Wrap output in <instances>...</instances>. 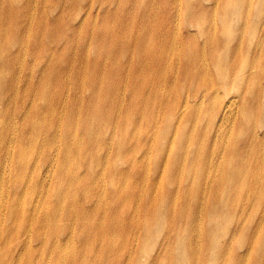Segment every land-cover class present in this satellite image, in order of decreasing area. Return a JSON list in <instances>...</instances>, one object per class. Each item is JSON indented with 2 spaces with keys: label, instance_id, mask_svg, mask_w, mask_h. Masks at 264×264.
Wrapping results in <instances>:
<instances>
[{
  "label": "rangeland",
  "instance_id": "obj_1",
  "mask_svg": "<svg viewBox=\"0 0 264 264\" xmlns=\"http://www.w3.org/2000/svg\"><path fill=\"white\" fill-rule=\"evenodd\" d=\"M133 1L122 6L121 0H94L95 8L88 11L87 0H0V57H11L15 73L11 77L13 81H9V90L4 91L0 87V123L1 128H6L5 151L15 147L14 130L22 125L25 114L29 115L26 124L28 140L34 136V127H38L35 136L38 145L31 156V165L43 164L46 159L57 155L54 148H61L63 120L68 116L82 114L90 122V90L94 96L99 87L92 88V83L97 81L89 77L88 64L95 58L93 50L90 61L89 47L92 42L96 45L102 43L100 37L92 35L93 27L107 25L112 34H119L121 25L110 15L106 19L104 14L134 7ZM172 1L176 4L183 1L185 4L188 0ZM252 2L255 13L264 12V0ZM195 3L198 4L199 0L191 1L192 5ZM174 13L176 22H181V15L177 10ZM131 15L139 21L143 18V11L134 8ZM135 24L130 21L123 27L128 37L135 34ZM7 33L10 38L6 37ZM101 61L104 67L108 66L106 58ZM120 62L123 65L124 57ZM124 90L121 70L115 91ZM114 95L104 100L105 104L109 100L116 104L114 115L110 114L112 121L103 114L100 120L94 122L95 147L87 155L85 151L90 148V143L84 146V161L72 172L78 177L77 192L70 193L66 185L60 198L52 196L54 186L59 185L55 180L43 188L30 177L16 182L11 162L2 158L0 221L10 204L24 205L27 210L33 202H37L40 211L45 201L53 206L52 211H58L63 209L62 204L66 200L74 203L77 212L70 217L54 221L45 214V208L41 212H29V215L39 213L37 218L56 236L67 238L68 232L75 233L73 239L61 244L68 251L74 247L77 261L73 264H264V159L255 166L257 175L250 178L249 186L231 195L230 179L221 193L209 189L207 178L168 171L163 161L159 162L157 171L150 172L156 161L153 144L156 126L140 119L139 129L131 134L137 120L130 117L133 125L126 127L123 134L130 142L129 160L119 161L115 171L122 196L117 204L113 203L112 195L107 194L111 185L107 173L112 158L111 149L118 148L114 137L119 121L122 122L127 113L126 108H121L122 97L118 95L117 101ZM262 106L261 113L264 115V99ZM162 113L160 109L159 114ZM82 129L80 127V130L75 129L71 133L70 145L78 149V158L82 155L80 147L83 144L73 137L80 135ZM262 130L259 124L254 133H263ZM141 132L150 136L146 145L137 142ZM249 136L252 137L243 132L239 138L244 141ZM100 138L103 145L97 144ZM91 154L98 159L92 171V180L89 171ZM135 160L137 163H133ZM139 164L142 166L136 167ZM189 167L186 166V171ZM127 171L149 174L140 180L135 174L128 175ZM211 171H217L215 165ZM85 185L90 189L88 195L84 194ZM39 189L44 191L40 197L36 196ZM111 206L116 208L115 212H112ZM7 212L14 215L13 209ZM14 212L21 215L15 209ZM128 219L133 220L128 231L121 226H113ZM137 225L141 226L137 228ZM33 244L41 247L36 242ZM45 260H51V264L56 258L47 254ZM59 261L58 264H68V257Z\"/></svg>",
  "mask_w": 264,
  "mask_h": 264
},
{
  "label": "bare ground",
  "instance_id": "obj_2",
  "mask_svg": "<svg viewBox=\"0 0 264 264\" xmlns=\"http://www.w3.org/2000/svg\"><path fill=\"white\" fill-rule=\"evenodd\" d=\"M191 1L176 4L172 0H134V7L104 14L106 19L110 15L121 26L119 34H112L107 25L93 27L92 35L100 37L102 43L96 45L92 42L89 47L90 61L93 50L95 53L93 62L88 64L89 77L97 81L92 83V88L99 87L94 96L90 90V122L82 114L64 119L61 148L55 146L57 155L40 165H31V156L38 145L35 138L38 127H34V136L28 140L26 124L29 115L25 114L22 125L14 130L15 147L11 145L9 152L4 148L6 128H1L0 123V161L5 157L11 162L16 182L30 177L43 188L55 180L59 185L54 186L52 196L60 198L66 185L70 193L77 192L78 177L72 172L84 161V146L90 143V148L85 151L87 155L95 147L94 122L103 114L112 121L110 114L114 115L116 104L110 100L105 104L104 100L115 94L117 101L118 95L122 97L121 108H126L127 113L124 120L119 121L114 137L118 148L111 149L107 173L111 180L107 194L112 195L114 204L122 196L115 180L116 164L129 160L130 142L123 134L126 127L133 125L130 117L137 120L131 134L139 129L140 119L156 126L153 135L156 161L150 172L157 171L159 162L163 161L168 171L207 178L209 189L221 193L228 179L231 182L229 195L249 186L250 178L257 175L255 166L264 159V130L263 133H254L259 124L264 129V115L261 113L264 99V12L255 13L252 0H199L195 5ZM87 2V10H93L94 0ZM129 2L121 0L122 6ZM134 8L143 11V18L139 21L131 15ZM174 10L181 15L179 23ZM130 21L136 23L135 34L128 37L123 27ZM6 37L10 38V34L7 33ZM122 57L123 65L120 62ZM102 58L108 60L107 67H104ZM0 60V87L7 91L13 81L11 77L15 76L12 59L2 55ZM121 70L125 90L116 93ZM160 109L162 114H159ZM80 127L83 128L82 133L73 137L83 144L80 147L82 155L78 158V149L71 148L70 141L72 131L80 130ZM243 132L252 137L241 141L239 136ZM149 137L146 132H141L138 144L146 145ZM97 144L103 145L101 138ZM89 161L92 180L98 159L91 154ZM187 165L190 167L186 171ZM213 165L217 171H211ZM139 166L142 165L136 167ZM2 167L0 165V171ZM127 173L135 174L140 180L149 174L140 171ZM83 189L88 195L89 187L85 185ZM43 193V189H39L36 196ZM126 203L129 204L130 200L127 199ZM37 206V202L27 210L19 204L6 206L4 219L0 221V264H50L51 260H45L47 254L56 258L51 264H58L59 260L67 257L68 264L76 263L74 247L68 251L61 245L73 239L75 233L66 232L67 238L56 236L37 218L39 213L29 215V212H41L45 208V214L57 221L77 213L74 203L64 200L63 209L58 211H52L53 206L45 201L40 211ZM111 207L115 212L116 208ZM9 209H13L14 215L7 212ZM14 209L21 215L15 214ZM132 225L133 220L128 219L113 226H121L128 231ZM56 241L59 243L55 244ZM34 242L42 248L35 246Z\"/></svg>",
  "mask_w": 264,
  "mask_h": 264
}]
</instances>
